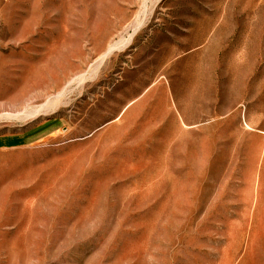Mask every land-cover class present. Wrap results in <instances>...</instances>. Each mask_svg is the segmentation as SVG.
Instances as JSON below:
<instances>
[{"label": "rangeland", "instance_id": "rangeland-1", "mask_svg": "<svg viewBox=\"0 0 264 264\" xmlns=\"http://www.w3.org/2000/svg\"><path fill=\"white\" fill-rule=\"evenodd\" d=\"M0 264H264V0H0Z\"/></svg>", "mask_w": 264, "mask_h": 264}]
</instances>
